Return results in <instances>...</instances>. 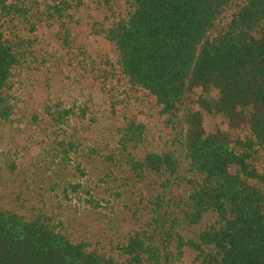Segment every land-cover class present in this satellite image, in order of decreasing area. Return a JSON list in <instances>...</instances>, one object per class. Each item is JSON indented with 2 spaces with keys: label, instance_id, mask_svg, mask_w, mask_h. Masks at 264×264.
<instances>
[{
  "label": "trees",
  "instance_id": "trees-1",
  "mask_svg": "<svg viewBox=\"0 0 264 264\" xmlns=\"http://www.w3.org/2000/svg\"><path fill=\"white\" fill-rule=\"evenodd\" d=\"M123 1L125 13L95 34L114 48L128 89L154 100L172 136L159 151H141L146 129L124 117L102 158L130 185L148 183L151 220L103 250L71 238L44 209L0 207V264H161L163 253L179 264L185 251L194 264H264V0ZM81 6L0 0V125L12 122L13 80L33 57L31 37L41 26H64ZM44 115L59 133V158L71 163L81 145L65 129L84 114L54 103ZM205 115L226 130L206 131ZM80 187L70 185L75 193ZM167 206L162 250L156 227Z\"/></svg>",
  "mask_w": 264,
  "mask_h": 264
},
{
  "label": "rangeland",
  "instance_id": "rangeland-1",
  "mask_svg": "<svg viewBox=\"0 0 264 264\" xmlns=\"http://www.w3.org/2000/svg\"><path fill=\"white\" fill-rule=\"evenodd\" d=\"M126 8L123 0H82L64 26L39 27L31 37L33 57L13 80L12 122L0 125V207L25 214L33 207L44 209L63 221L71 238H86L103 250L130 232L145 229L155 203L148 183L130 185L120 168L103 160L117 127L124 117L142 123L146 142L141 151H159L172 136L163 128L154 100L128 89L114 48L95 34ZM54 103L84 114L65 129L68 134L75 130L81 145L66 165L56 151L59 133L44 115V107ZM204 127L226 130L221 119L207 115ZM71 184L81 186L77 193ZM169 210L167 206L160 212L156 227L162 250V223ZM201 227L184 234L191 236ZM161 264H167L164 253ZM179 264H194V254L185 251Z\"/></svg>",
  "mask_w": 264,
  "mask_h": 264
}]
</instances>
